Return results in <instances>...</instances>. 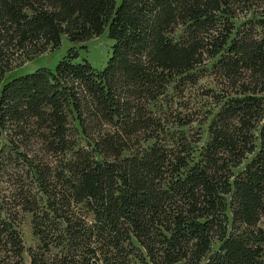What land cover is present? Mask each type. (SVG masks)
I'll return each instance as SVG.
<instances>
[{
  "label": "trees",
  "instance_id": "obj_1",
  "mask_svg": "<svg viewBox=\"0 0 264 264\" xmlns=\"http://www.w3.org/2000/svg\"><path fill=\"white\" fill-rule=\"evenodd\" d=\"M104 30L99 71H20ZM209 62L196 147L153 107ZM0 139V264L20 212L29 264H264V0H0Z\"/></svg>",
  "mask_w": 264,
  "mask_h": 264
},
{
  "label": "rangeland",
  "instance_id": "obj_2",
  "mask_svg": "<svg viewBox=\"0 0 264 264\" xmlns=\"http://www.w3.org/2000/svg\"><path fill=\"white\" fill-rule=\"evenodd\" d=\"M118 1V0H117ZM238 24V22H236ZM111 41L106 36L104 30L99 36L93 37L90 40L81 44H70L64 36L60 38V44L54 50H47L38 57L31 58L20 68L23 73H31L35 69L44 67L53 71L56 63L65 56H73V62L86 60L87 63L96 71L103 68L109 53ZM210 63H206L204 67L193 72L196 75L197 81L195 84H185L180 89V93L170 88L166 94L154 104L153 112L164 113L168 119L169 135H177L182 133L186 142L194 143L196 135H199V141L196 147L202 146L207 141V127L211 118V113L217 109L214 106V99L211 94L217 91L216 84L211 76ZM176 116L181 117L178 120ZM189 122L186 126L176 125L178 122ZM191 121V122H190ZM184 123V122H183ZM3 141L0 139V144ZM191 144L190 147H192ZM249 159V157H248ZM248 159L242 162L234 173L241 170ZM2 187H6L4 183ZM90 220V215L87 216ZM17 230L21 238L24 251L21 255L22 264H29L28 250H34L37 246V240L32 234L30 224V215L20 212L17 216ZM138 264V263H136Z\"/></svg>",
  "mask_w": 264,
  "mask_h": 264
}]
</instances>
